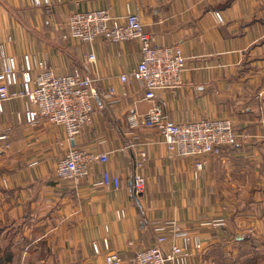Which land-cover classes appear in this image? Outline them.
Here are the masks:
<instances>
[{"label":"crops","instance_id":"0c3cea01","mask_svg":"<svg viewBox=\"0 0 264 264\" xmlns=\"http://www.w3.org/2000/svg\"><path fill=\"white\" fill-rule=\"evenodd\" d=\"M98 8L121 20L137 14L154 45L180 46L187 57L182 85L144 100L141 82L120 80L141 59L138 41L63 37L71 14ZM90 53L93 62L85 61ZM2 54L45 59L58 74L80 70L101 90L127 93L97 111L71 143L61 126L19 120L23 100L5 104L0 136H9L10 147L0 140V224L17 228L12 247L19 238L27 245L48 238L40 263L26 264H106L111 253L135 264L137 252L155 242V226L169 220L202 241L189 264H264V0H54L43 8L0 0V67ZM155 103L175 122L229 118L243 135L220 156H205L195 178V158L171 157L155 129L130 126L129 115ZM70 146L108 152L109 161L76 186L60 181L56 164ZM142 148L147 191L136 198L132 175ZM104 169L120 176L118 190L96 186ZM29 228L44 232L31 239Z\"/></svg>","mask_w":264,"mask_h":264},{"label":"built area","instance_id":"2783aa9c","mask_svg":"<svg viewBox=\"0 0 264 264\" xmlns=\"http://www.w3.org/2000/svg\"><path fill=\"white\" fill-rule=\"evenodd\" d=\"M31 4L36 8L51 7L54 0H31ZM216 15L219 20L222 19L218 12ZM63 37L85 44H92L99 38L107 43L138 41L141 59L120 80L122 83L141 82L144 100L154 102L159 91L175 90L183 83L187 57L181 47L154 45L153 37L144 31L137 14L129 13L125 20H121L112 15L108 8L77 11L69 16ZM94 60V53L85 59L87 62ZM126 96L125 91L117 95L113 86L105 91L99 89L97 79L80 70L58 74L45 59H34L24 54L20 62L15 56H1L0 114L4 112L8 101L21 99L25 102V108L17 114L19 120L35 125L43 119L52 125L61 126L69 143L75 141L93 123L97 111L104 110L108 103H118ZM128 122L132 127L141 124L155 129L162 136L169 156L195 158L192 172L195 178L205 168V156H220L225 148L237 145L243 135L232 120L225 117L175 122L166 113L163 103H155L143 115L132 113L128 116ZM8 139V135L0 136V140L6 142L4 149L10 147ZM135 158L132 190L138 198L147 191V180L142 172L148 159L145 148L140 149ZM108 161V152L70 146L57 162L55 173L60 181L76 186L91 175L94 165L103 166ZM121 183L119 175L104 169L96 186L118 190ZM154 232L155 242L137 252L135 264H189L203 249L202 241L174 220L155 226ZM168 242L169 248L166 247ZM93 248L99 253L97 244ZM120 262L121 257L117 253L106 257V264ZM212 264L224 263L215 261Z\"/></svg>","mask_w":264,"mask_h":264},{"label":"rangeland","instance_id":"374dc122","mask_svg":"<svg viewBox=\"0 0 264 264\" xmlns=\"http://www.w3.org/2000/svg\"><path fill=\"white\" fill-rule=\"evenodd\" d=\"M13 223H14L13 221L10 222V224ZM26 232L28 236L31 237V239H35L38 238V236H40L44 231L41 229H38V231H32V228H29V230L27 229ZM47 239H43L38 243L34 242L33 244L30 245H27L22 238L17 239L15 241V245L11 249V252L14 257V262L12 264H26L29 260H34L35 262L37 261L39 262L40 258H44L45 254L49 252V247L46 244H44ZM41 264H46V263H41Z\"/></svg>","mask_w":264,"mask_h":264},{"label":"trees","instance_id":"16d2710c","mask_svg":"<svg viewBox=\"0 0 264 264\" xmlns=\"http://www.w3.org/2000/svg\"><path fill=\"white\" fill-rule=\"evenodd\" d=\"M17 233L18 230L15 226H9L7 223L0 224V264H10L12 262L11 245Z\"/></svg>","mask_w":264,"mask_h":264}]
</instances>
